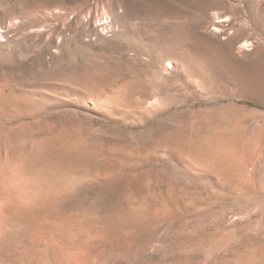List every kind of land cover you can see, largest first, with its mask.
<instances>
[{
    "label": "rangeland",
    "instance_id": "1",
    "mask_svg": "<svg viewBox=\"0 0 264 264\" xmlns=\"http://www.w3.org/2000/svg\"><path fill=\"white\" fill-rule=\"evenodd\" d=\"M0 187V264H264V0H0Z\"/></svg>",
    "mask_w": 264,
    "mask_h": 264
},
{
    "label": "bare ground",
    "instance_id": "2",
    "mask_svg": "<svg viewBox=\"0 0 264 264\" xmlns=\"http://www.w3.org/2000/svg\"><path fill=\"white\" fill-rule=\"evenodd\" d=\"M2 182H3L2 183L3 184V189H5L7 191L8 190L13 191L16 194L17 199H18V202L20 203V207L22 208L21 209V212L22 213H25L24 208H25V204H26V198H25V196L19 190H17L16 184H15V181H14V178H12L11 176L6 175L5 180L2 181ZM13 206L14 205L10 201H5L4 198L0 196V228L1 227H4V226L5 227L7 226V224H8L7 223V220L9 219V217L12 216L11 215V211L14 210V207ZM5 244H6V242H5Z\"/></svg>",
    "mask_w": 264,
    "mask_h": 264
}]
</instances>
